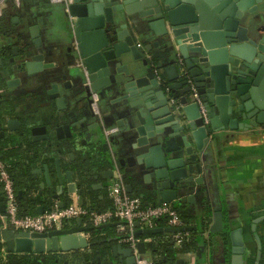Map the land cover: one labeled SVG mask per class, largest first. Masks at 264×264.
Wrapping results in <instances>:
<instances>
[{
    "label": "water",
    "instance_id": "water-1",
    "mask_svg": "<svg viewBox=\"0 0 264 264\" xmlns=\"http://www.w3.org/2000/svg\"><path fill=\"white\" fill-rule=\"evenodd\" d=\"M60 3L64 38L71 49L75 43L77 50L74 49L66 71L51 77L56 81L51 82L46 94L54 102L57 114L50 116L46 124L28 126L32 141L49 143L54 134L62 144L56 154L73 150L70 155L73 160L86 121V117L79 119L75 111H68L74 86L81 85L83 111L90 108L92 93L118 91L130 117L123 142L116 145L114 156L92 158L88 149L92 161L85 171L95 180L100 178L105 182L113 178L119 164L128 183L127 192L137 193L146 206L194 204L195 194L204 193L203 179H194V174L201 173L202 158L217 146L223 134L227 137L226 134L264 127V0H64ZM29 36L33 39L31 43L22 42L19 49L14 47L8 54L7 46H12L14 37L0 26V55L12 56L10 66L0 71L8 87L21 85L22 74L32 77L54 68L44 63L45 54L33 50L40 49L42 44L38 27H31ZM138 39L143 40L141 48L137 47ZM179 60L204 106L207 123L200 117L199 104L190 99L187 81L179 75ZM16 76L19 78L15 79ZM178 90L179 97L175 95ZM171 99L175 104L170 103ZM0 126L11 133L19 122L5 115ZM93 128L98 130L94 135L98 142L91 148L95 152L102 137L103 148L107 149L113 133L101 122ZM118 154L121 159L117 164ZM48 156L41 155L40 169L35 171L44 177V182L39 184L40 195L44 189L50 190L52 200L63 194H75L81 204L84 187L75 176L83 168L75 164L63 167L59 158ZM196 186L200 188L193 193ZM102 187V184L92 186ZM69 204L58 206L64 208ZM4 208L2 204L1 213L5 212ZM43 210L38 207V214ZM210 212L199 214L200 228L196 223L188 228L144 229L138 222L92 228L82 227L81 219H76L72 227L67 224L46 233L6 228L0 229V245L10 255H52L54 264H71L69 256L75 253L90 252L96 244L118 242L120 237L102 242H90L85 237L86 233L110 227H123L126 235L122 238L130 234L137 238L194 231L201 239L210 225V233H222V213L209 215ZM190 215L198 217L191 211ZM263 221L264 216L254 219L252 231ZM254 237L261 251L260 240L256 234ZM229 238L234 262H247L242 229L231 231ZM136 248L139 255L146 254L143 241ZM110 252L117 262L110 261ZM110 252L108 264H137L129 247L118 244ZM203 252L204 246L199 243L196 264H206L201 262ZM257 259L260 261L261 252ZM176 264L187 263L177 260Z\"/></svg>",
    "mask_w": 264,
    "mask_h": 264
},
{
    "label": "crops",
    "instance_id": "crops-1",
    "mask_svg": "<svg viewBox=\"0 0 264 264\" xmlns=\"http://www.w3.org/2000/svg\"><path fill=\"white\" fill-rule=\"evenodd\" d=\"M62 8V4L58 0H5L3 10L0 14V18L4 17V21L1 26L6 30L8 35L14 37L12 40L14 47H16L14 44L17 42L15 39L16 35H19L20 33L25 34L28 41L31 43L33 39L29 36L30 28L36 26L39 31L38 38L46 48L50 49V51L48 50V53H45L44 49H35V53H44L46 55L44 63H50L54 65V68L44 71L40 76H34L35 78L31 77L30 83L28 84L23 83L21 86L11 84V87L8 89L11 94L16 96L13 112L14 118L21 120L26 117L27 113L30 114L33 109V111H36L37 115L35 119L37 120L35 122L33 121V124L30 127L40 126L43 124L40 118L41 111H39L40 114L37 111V109H39L46 102L45 91L41 88L42 78L52 77L55 73L66 71L67 64L64 63H66L67 60H71L73 52L77 50L75 43H73V49H71L68 40L64 38V28L62 25L61 15ZM136 43L137 45H143V40L138 39ZM3 62L4 67H6L7 61ZM18 78L16 76L15 79ZM19 79L22 82H26V76L24 74L20 75ZM73 91L74 92L70 94L71 98L69 101L68 111H75L79 119L86 117L82 136L78 138L77 141V150L74 154H72L73 160L70 159L71 152H67L62 155H57L56 153L49 155L53 158H59L61 165L67 168L70 165L72 166L74 162H77L79 165L86 162V160H83L86 156L82 157L81 154L79 155L78 153H85L90 147L95 146L94 144L98 142V140L94 139V135H97L98 130L93 128L94 124L97 122H101L103 127H107V130L113 133V139L107 142V149L103 148V143L105 142L100 136L101 141L97 145V149L99 148L98 150L100 151V158H104L110 154H112L111 156H114L116 145L119 142H123L126 126L130 120V117H128V109H126L123 103L120 102V94L118 91L110 90L105 94L92 93L91 102L95 106H92V109L89 108L86 111L81 110V106L84 102L82 100V88H74ZM175 95L179 97L180 91H176ZM119 123L121 124L120 127H118ZM224 135L225 134H223L222 138L219 139L217 146L212 148V150L207 152V155H204V158H202L201 173L199 175L194 174V179H203L202 191H204V193L195 194L194 204H186L185 210L188 212L191 211V214L198 217L191 220V222L187 225H183V227H193L197 223V227L200 228L199 219L202 213L205 212L208 214L209 210H211L209 215H212L214 212H221L224 223L223 232L213 234L210 233V229L212 228V225H210L207 227V230H204L203 233L205 234L199 241L200 245L204 246L201 262L206 264H238L233 260L229 233L241 228L246 251V259L248 260L243 264H264V221L257 225L255 232L251 229L252 221L264 216V127L251 129L249 131H239L233 134H226L229 135L227 137H224ZM28 136L29 139L32 140L30 132H28ZM35 143L45 144L46 142L36 141ZM0 159L7 160L8 157L3 156ZM115 159L118 164V160L121 159V156L118 154ZM80 167L83 169L80 173H77L76 176H74L78 179L80 175L85 176V179L88 180V185L86 187L88 193L95 199V204L97 206L98 202H100V211L105 210L106 208L104 207V204L105 201H108L106 187L112 179L105 182L100 178L95 180L90 176L91 173H87L85 171V168L87 169L90 167L89 165ZM35 169L39 170L40 168L36 165ZM107 169L108 168H106V170ZM115 171H121L119 164ZM17 176V192H21L20 197H18L19 207L22 210H29L30 207L26 202V197L32 193V200L35 204L33 206L35 216L40 215L37 211L38 207H42L45 212L50 209L51 205L54 204L60 205L61 203L66 204L70 202V204L77 203L87 209L90 207L88 200L84 203L83 199L80 204L79 197L75 194H72L71 196L63 194L59 199L52 200V198H49L50 190L44 189L42 195H40L41 189L39 188V184L44 182L42 174L37 172L35 173V177L32 182L33 187L31 188L30 193L26 191V187L23 183L19 182L20 177ZM123 180L126 188L128 183L125 179ZM100 184L103 185L102 188H92V186ZM197 188L200 187L196 186L192 192L195 193ZM127 194L132 197L139 198L138 194L134 191L130 193L127 192ZM1 198L2 195L0 193V206L3 204V202H1ZM94 210H96V207ZM3 214L4 213H1L0 211V216ZM72 221L73 222L70 221L68 223V226L72 227L76 224V220ZM164 221V223H156L155 228L164 229L169 227L167 221ZM81 226L88 227L84 224L83 219H81ZM97 232H100L99 242L107 241L108 239L115 237L121 238L118 242L101 243L108 245V248L118 244L128 247L126 244L121 242L123 239L122 237H125L126 235V231L123 230V227H110ZM92 233L93 232L86 233L85 236H88V241L95 242L92 240ZM192 233L195 232L188 231L184 234L189 236ZM159 234L161 235L166 233ZM255 234L260 240V245L262 246L261 251L259 250L258 243L254 237ZM140 237H144L143 242L145 245L151 241L149 239L150 236H139L137 238ZM224 238L225 242L223 241ZM175 248L177 251L179 250V246L177 244L175 245ZM92 251L93 250L90 252ZM196 252L185 255L178 254L176 255V261L184 260L187 264H196ZM259 252H261L260 261L257 259ZM101 253L102 252L98 255L97 251L93 252L92 264H108V256H103ZM1 256L5 262L7 261L6 258L8 256H29L32 259H38L41 257L33 254L10 255L6 253L3 248L1 250ZM71 257L72 255L69 256V260ZM109 259L110 261L117 262V259H113L111 252ZM141 259L151 261L150 255L147 252L145 255H142Z\"/></svg>",
    "mask_w": 264,
    "mask_h": 264
},
{
    "label": "built area",
    "instance_id": "built-area-1",
    "mask_svg": "<svg viewBox=\"0 0 264 264\" xmlns=\"http://www.w3.org/2000/svg\"><path fill=\"white\" fill-rule=\"evenodd\" d=\"M4 2L5 0L0 1V14ZM178 67L181 72L180 76H183L185 72L180 60ZM190 99L199 104L200 117L207 123L206 111L193 84H190ZM175 102L174 99L170 100L171 104H175ZM93 106L95 105L93 104ZM0 189L5 200V212L0 216V229L8 228L29 233H46L53 229H60L72 220L85 218L90 220L91 226L94 228L114 222H127L129 225L138 222L142 228L152 229L155 228L156 221L160 219H165L169 227H183L173 205L163 203L146 206L140 198L128 195L122 175L118 171L114 172L112 180L106 187L107 197L112 202V208L102 212L88 210L77 203H73L64 208H59L58 205L54 204L52 208L36 216L21 215L14 182L8 173L7 164L2 160H0ZM85 237L88 240V236ZM184 237V233L173 235L178 246ZM140 241L132 234L121 240L122 243L132 249L137 258V264H150V261L142 260V256L138 254L136 245Z\"/></svg>",
    "mask_w": 264,
    "mask_h": 264
},
{
    "label": "flooded vegetation",
    "instance_id": "flooded-vegetation-1",
    "mask_svg": "<svg viewBox=\"0 0 264 264\" xmlns=\"http://www.w3.org/2000/svg\"><path fill=\"white\" fill-rule=\"evenodd\" d=\"M19 35H20V37H19ZM19 35L16 36L15 39L17 40V42H16V44H14L18 49H19V47H21L22 42L30 43V41H28L27 36L25 34L20 33ZM4 45L7 46V44L5 42H4ZM7 47L6 48L8 49V54H11L12 48H14L13 42H12V46H7ZM137 47L141 48L142 45L138 44ZM40 49L41 50L44 49L45 53H48L50 51V49L46 48L43 43L41 44ZM33 50H35V48ZM11 57H12L11 55H9V56L8 55H4V56L0 55V71L4 70L5 68L10 66L9 59ZM3 61H7L6 67H4ZM16 61H18V59H16ZM70 62H71V60H67L66 63H64V64H70ZM184 72H185V74L183 76H180V77H181V79H184L187 81L188 86L190 88V84H193V83L190 80L185 67H184ZM42 74H40V75H42ZM179 75H181L180 71H179ZM33 77L34 76H32V78ZM30 80H31V77H26V80H25L26 82L21 81L22 82L21 84H23V83L28 84V83H30ZM54 80L56 81V79H52L51 77H50V79H49V77H44V78H42V83H41L42 87L39 86V87L43 88V90L45 91V95H46V102L39 109H37L39 114H40L39 111H41L40 118H41V122L43 124H46L48 122V118L50 116H52V115L55 116L57 114V111L55 110L56 108L54 106V102L50 101L48 99L47 94H46V89L50 87L51 82L52 81L54 82ZM0 83H1L0 84V120L2 118H4L6 115L7 119H14V120H17L19 122V126H17L16 129L11 133L8 132L7 130H4V128H1V126H0V158L3 156L8 157L7 160H2V159H0V160L4 161L7 164L8 173L14 182V186H16V176L18 174V176L20 177L19 182L23 183V185L26 187V191H28L30 193L31 188L33 187L32 182H33V179L35 177V171H36L35 168H36V165H38L39 158L41 157L42 154H46L48 156V155H51L53 153H57L58 148H60L62 146V144L59 143L55 139L54 134H53V138H51V142H49V143L46 142L45 144L44 143L38 144V143H35L32 140H30L29 136H28V132H29L28 126L32 125L33 121L35 122L37 120V119H35L36 115H37L36 111H33L34 110L33 109L30 112V114L27 113L26 117L21 119V120L14 118L13 112H14V107H15L14 105L16 102V100H15L16 96L9 92V90H8L9 87L6 85L5 81L1 78V76H0ZM74 88H81V85L77 84L74 86ZM74 88H73V90H74ZM88 106H90V108L92 109L93 103L91 101L88 102ZM27 111H30V110H27ZM2 133H3V135H2ZM98 149L94 152L91 147L89 148V150L92 151L91 152V155H93L92 158H96V159L100 158V151ZM76 150H75V152H76ZM72 151H71V153H72ZM68 152H70V151H68ZM78 154L80 155V154H82V152H79ZM83 155L86 156V158H83V160H86V162H83L80 165L77 162L76 163L74 162V164L76 166H78V167L83 166L84 167L87 165H91L90 161H92V160H91V156L88 153V151H86ZM84 156H82V157H84ZM0 193H1L2 198H3V205H5V200H4V196L1 192V189H0ZM18 193L19 192H17V190H16L17 200L19 197ZM32 196H33L32 193H30L29 195H27L26 200H32Z\"/></svg>",
    "mask_w": 264,
    "mask_h": 264
},
{
    "label": "trees",
    "instance_id": "trees-1",
    "mask_svg": "<svg viewBox=\"0 0 264 264\" xmlns=\"http://www.w3.org/2000/svg\"><path fill=\"white\" fill-rule=\"evenodd\" d=\"M4 17L0 18V26L3 23ZM2 27V26H1ZM1 84V83H0ZM80 181V186L84 187L83 188V199L84 203L86 200H88L89 204V210L92 211H97V212H102L100 211V202H98V206L95 204L96 201L95 199L87 192V182L88 180L85 179L84 175L79 176ZM15 189L17 190V185L15 186ZM108 198V197H107ZM28 206L30 207L29 210H22L19 207V212L21 215H29V216H35V213L33 211V206L35 205L33 200H27ZM20 206V205H19ZM53 205L50 206L52 208ZM96 207V210H94ZM104 207L106 208L105 210L111 209L112 208V202L108 199V201H105ZM32 208V209H31ZM99 208V209H98ZM31 209V210H30ZM178 216L182 222L183 225H187L191 220L194 219L190 215V212L185 210V207H180L176 206L175 207ZM103 210V211H105ZM165 219H160L156 221L158 224L164 223ZM73 222V221H71ZM84 224L86 226H91V222L89 219H83ZM173 235L170 234H156L153 236H150L149 239L151 240L149 243H146L145 245V250L147 253L150 255V264H176V255H185L189 253H194L196 252L198 248V244L200 241V237L197 233H192L189 236H186L183 238L181 241V244L179 246V250L177 251L175 248L176 241L172 237ZM92 240L93 241H100V232H93L91 234ZM141 241L144 240V237L137 238ZM102 245V246H100ZM2 245H0V264H37L38 262H41L40 264H54L55 262V257L52 255H46V256H41L38 259H32L29 256H8L6 259L7 261L5 262L1 256V250H2ZM110 248H108V245L106 244H96L94 245L91 250L92 252H83V253H75L72 255L70 258V262L72 264H92L93 258L92 254L93 252L97 251V254L100 255V252L103 256H106L109 253Z\"/></svg>",
    "mask_w": 264,
    "mask_h": 264
}]
</instances>
